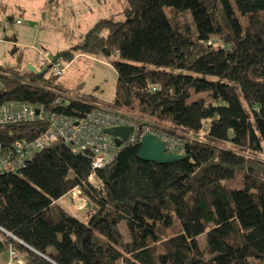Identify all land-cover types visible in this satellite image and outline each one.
Instances as JSON below:
<instances>
[{
	"label": "trees",
	"instance_id": "1",
	"mask_svg": "<svg viewBox=\"0 0 264 264\" xmlns=\"http://www.w3.org/2000/svg\"><path fill=\"white\" fill-rule=\"evenodd\" d=\"M77 54L110 60L113 100L70 94L59 76L22 69L20 55L0 65V103L74 118L108 109L140 129L203 135L169 164L125 144L94 185L89 154L48 145L0 174V254L11 248L21 264H264V0H126L52 57L66 65ZM46 126L0 125L1 153ZM74 188L91 205L86 220L58 204Z\"/></svg>",
	"mask_w": 264,
	"mask_h": 264
},
{
	"label": "rangeland",
	"instance_id": "2",
	"mask_svg": "<svg viewBox=\"0 0 264 264\" xmlns=\"http://www.w3.org/2000/svg\"><path fill=\"white\" fill-rule=\"evenodd\" d=\"M125 2L0 0V12H5V16L0 14V65H14L18 52L32 55L40 51L53 55L70 50L98 19L120 12ZM166 13L170 15L171 11L166 9ZM179 18L182 22L191 23L189 12L181 13ZM116 19H122V16ZM214 41L216 39H212ZM21 68H26L23 63ZM116 78L110 60L80 57L66 67L57 82L70 94L84 93L109 102L114 98ZM59 204L80 220L87 215L88 207L76 210L71 204L67 206L64 200ZM120 228L124 233V226ZM202 240V236L198 238L201 246ZM11 264H21V260L13 258Z\"/></svg>",
	"mask_w": 264,
	"mask_h": 264
},
{
	"label": "built area",
	"instance_id": "3",
	"mask_svg": "<svg viewBox=\"0 0 264 264\" xmlns=\"http://www.w3.org/2000/svg\"><path fill=\"white\" fill-rule=\"evenodd\" d=\"M31 65L35 72L40 73L43 69H46L53 76H61L66 68L61 61L54 60L48 53L40 51ZM2 89L3 85L0 83V92ZM152 90H155V88ZM67 100V97L60 95L56 98L54 104L61 107ZM37 119L46 123V129L31 141H20L7 153L3 154L0 151V174L8 170H21L34 154L56 141H61L74 153L89 154L92 172L88 181L94 185L95 171L111 163L117 151L123 145L139 142L143 135H153L157 140L164 142L166 152L181 156L185 155L186 139H199L203 135V133H187L175 136L152 131L148 128L140 129L126 115L108 109H95L81 118H74L62 113L46 112L43 106H34L16 101L0 103V125L30 122ZM209 123L208 120L204 124V130L208 128ZM122 126H130L133 130L126 141L117 147L113 138L105 134L104 130ZM66 196L69 205L71 204L76 210L88 207V199L81 195L78 188L72 189ZM8 254L9 261L7 264H11L15 252L10 248Z\"/></svg>",
	"mask_w": 264,
	"mask_h": 264
},
{
	"label": "water",
	"instance_id": "4",
	"mask_svg": "<svg viewBox=\"0 0 264 264\" xmlns=\"http://www.w3.org/2000/svg\"><path fill=\"white\" fill-rule=\"evenodd\" d=\"M26 70L31 73L35 72L31 64L27 66ZM44 71H46V69H43L41 72ZM132 130L133 129L130 126H122L113 129H106L104 130V133L111 136L114 140L115 145L119 147L126 141L128 135L132 132ZM137 158L143 162L169 164L172 162L188 159L189 157L186 155L181 156L166 152L164 142L157 140L151 134H146L143 135L139 140ZM89 207H91L90 204H88V208Z\"/></svg>",
	"mask_w": 264,
	"mask_h": 264
},
{
	"label": "crops",
	"instance_id": "5",
	"mask_svg": "<svg viewBox=\"0 0 264 264\" xmlns=\"http://www.w3.org/2000/svg\"><path fill=\"white\" fill-rule=\"evenodd\" d=\"M42 11H43V9H42ZM0 14L2 15V16H5V12L3 13L2 11L0 12ZM49 54V53H48ZM22 56V63L24 64V66L27 68V66L29 65V64H31V63H33L35 60H36V58H37V56H38V52L37 53H35V54H32V55H26L24 52H18V57H21ZM49 55H51V54H49ZM16 56V60H15V64L14 65H16L17 63V59H18V57ZM52 56V55H51ZM80 57H86V58H92V57H90V56H87V55H83V54H77V55H75V57H74V59L72 60V62H70L69 64H71V63H73L76 59H78V58H80ZM69 64H66L65 66L67 67ZM14 65H12V66H14ZM25 68V69H26ZM61 86H62V84H61ZM63 87V86H62ZM63 89H65L66 91H68L69 92V90H67L66 88H64L63 87ZM67 196L66 195H64L63 197H61L59 200H58V204L60 203V200H64V202L66 203V205L67 206H69V202L67 201ZM61 207H62V205L61 204H59ZM70 207V206H69ZM63 208V207H62ZM64 210H65V208H63ZM66 212H68L69 213V211L68 210H65ZM75 211V210H74ZM79 213H81V212H79ZM69 214H71V213H69ZM72 215V214H71ZM73 216V215H72ZM75 217V216H74ZM82 217H84V219L83 220H86V217H87V215L85 216V215H83ZM9 261V254H8V252H4V253H1L0 254V264H7V262Z\"/></svg>",
	"mask_w": 264,
	"mask_h": 264
}]
</instances>
